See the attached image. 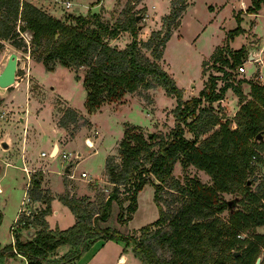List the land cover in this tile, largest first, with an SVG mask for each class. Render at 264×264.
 Returning a JSON list of instances; mask_svg holds the SVG:
<instances>
[{
  "label": "trees",
  "instance_id": "16d2710c",
  "mask_svg": "<svg viewBox=\"0 0 264 264\" xmlns=\"http://www.w3.org/2000/svg\"><path fill=\"white\" fill-rule=\"evenodd\" d=\"M98 2L96 0L95 4ZM261 6L264 0H251L246 13L256 14ZM183 10V7L172 10L163 19L165 32L154 31L146 41L139 42L134 17L112 25L97 13L86 16L67 13L59 19L23 0H0V39L14 40L16 33L11 29L13 23L19 21L22 25L17 32L28 35L29 45L33 51H38V61L46 72H52L56 65L85 68L81 78L78 75L73 78L81 81L85 91L83 107L87 114L104 103L121 100L140 87H161L175 99L174 126L165 137H159L152 144L142 134L134 132L137 127L124 130L117 148L120 163L113 165L110 158L105 160V177L112 189L97 209L86 196L75 197L66 191L57 197L73 215L72 226L63 230L48 228L44 216L48 213L49 198L39 189V177H33L29 197L45 206L34 214L31 211L32 219H19L11 232L13 244L0 247V264H6L17 254L24 258L25 264H70L97 240L123 243L140 264H255L259 252L257 244H263L264 248V236L254 235L253 241L240 234L264 224V179L253 190L247 187L248 176L254 164L261 162L259 152L264 149L263 139L254 140L257 134L264 133V86L257 81L249 82L250 98L245 100L240 86L247 83L246 80L233 83L231 74L247 56L246 51L243 47L230 50L226 45L216 49L211 57L217 64L215 71L221 76H208L197 97L182 100V89L159 66L158 60L170 36L167 26L176 23ZM240 20L236 15L235 21ZM120 32H127L131 41L117 49L107 40L117 38ZM241 32L242 28L237 25L228 31L227 39ZM23 44L25 48L24 39ZM12 45L18 46L17 43ZM142 48L149 51V56ZM218 80L223 83L217 89ZM228 89L237 98L238 109L232 120L220 122L211 104L222 100ZM203 101L208 106H201ZM67 114L74 120V111L68 110ZM185 132L192 138L187 139ZM204 134L207 136L199 140ZM176 162L204 172L211 184L206 186L192 178L182 185L172 175ZM71 167L72 164H68L65 172ZM145 175H151L158 183ZM145 184L153 187L157 219L142 226L138 237L103 227L112 202L118 207L116 221L119 224L131 219L137 207L136 195ZM163 187L167 188L166 194L174 198L170 204L175 203L165 212L157 204V193ZM234 192L241 193L242 197L228 205L221 195ZM124 200L127 205H123ZM234 205L238 209H233ZM225 210L227 218L224 220L218 214ZM165 223L166 228L162 230ZM30 227L34 228L33 235L22 240L19 231ZM64 245L68 247L64 254L50 258ZM157 248L167 250L169 256L160 258ZM258 264H264V258Z\"/></svg>",
  "mask_w": 264,
  "mask_h": 264
},
{
  "label": "rangeland",
  "instance_id": "374dc122",
  "mask_svg": "<svg viewBox=\"0 0 264 264\" xmlns=\"http://www.w3.org/2000/svg\"><path fill=\"white\" fill-rule=\"evenodd\" d=\"M25 1L35 5L38 3L40 7L37 8L47 14L52 13L59 19L67 13L82 16L97 13L108 25L115 22L125 23L129 18L141 15V19L134 21L136 27L142 26L140 30L136 29V39L139 42L146 41L154 31L165 32L167 28L163 19L170 15L172 10L183 7L184 10L176 22L178 24L174 22L175 25L170 23L167 26L170 36L165 43L163 55L158 60L159 66L168 73L176 86L182 89V100L197 97L208 76H221V73L215 71L217 64L211 61V57L216 49L226 45L230 50L243 47L246 51L247 56L240 64L244 67V71L239 72L237 67L231 74L233 83L246 80L247 83L240 86L245 100L250 98L249 82L257 81L264 86V6L260 7L256 15L247 14L246 9L251 6V0H99L98 4H95L96 0ZM66 1L70 3V7H65ZM236 15L241 19L239 23L235 21ZM21 25L19 21L13 23L11 31L16 33L14 40L0 39V72L8 56L10 54L16 56L14 82L10 86L0 88V142L5 134H9L7 142L11 145L9 150L0 146V184L3 188L0 194V247L9 243L11 236L9 229L15 220L14 214L18 211L26 182L23 172L13 167L18 166L17 155L23 154L21 150L25 138L23 130L27 129L28 137L35 135L34 152L36 153L39 151L47 153L48 149L50 152L51 141L55 138H58V142L62 145L69 142L64 147L60 144L61 149L54 159L46 156L31 161L34 167L31 168L33 171L29 175L28 189H33L31 179L39 177L41 181H45L42 189L47 198L48 194H52L51 181L54 192L61 191L60 180L65 185L71 184L73 195H79L76 188H79L80 183L83 182L79 180V173L83 171L93 180L89 183L85 182V186L92 191L90 196L94 208L97 209L112 189L111 184H104L107 181L105 160L110 158V163L113 165L120 163L117 148L124 130L135 126L137 129L134 132L142 134L153 144L159 137H165L174 126L172 110L175 107V99L167 95L161 87L148 89L140 87L133 93L125 94L121 100L104 103L98 110L86 114L82 104L85 91L81 81L73 78L74 75L81 78L85 68L68 69L56 65L52 72H46L38 61V51H33L30 45L24 48L23 39L27 40L28 35L17 32ZM237 25L242 28V32L228 40V31L233 30ZM130 41L131 36L127 32H120L117 38L107 40L110 46L117 49H122ZM12 43H17L18 46ZM142 52L149 56L148 50L142 48ZM249 55H252V58H249ZM259 73L262 75L261 80ZM222 83L218 80L216 88L218 89ZM201 106L206 107L208 103L203 101ZM211 107L220 122L232 120L238 109L237 98L228 90L227 95L225 93L222 100L213 102ZM68 110L75 112L74 120H70L67 116ZM234 127L235 125L232 124L231 128ZM147 133H150L151 137H147ZM184 136L187 139L192 138L188 132H185ZM205 136L207 134L201 135L199 140ZM85 139L90 140L92 145L90 148L85 144ZM62 152L69 154L64 160L61 159ZM77 153L80 154V159L73 158ZM259 157L261 162L254 164V169L248 176L250 184L247 187L250 190L264 179V149L259 152ZM68 164L73 166L68 172H64ZM45 165L49 180L41 172ZM69 171L73 178L67 177L66 173ZM172 175L182 185L192 178L206 186L211 184L204 172L190 165L182 167L179 162L174 164ZM145 176L153 183H158L151 175ZM166 190L167 188L163 187L157 193V204L164 212L168 207H172L171 205H175V203L170 204L173 202L171 201L173 197L168 196ZM64 192H60L57 196ZM153 193L150 184L142 187L136 195V210L125 224L116 221L118 207L112 202L110 215L102 226L115 229L123 235L138 237L140 228L152 223L158 217ZM121 197H124V194H121ZM234 197H242V194L234 192L221 195L225 201H231ZM123 205H127V201L124 200ZM237 207L234 205L233 209H238ZM218 216L225 220L227 210ZM165 228L166 223L161 229ZM31 229L34 230L33 227ZM240 235L242 238L247 237L254 241V235L264 236V224L249 228ZM257 246L259 249L257 257L260 262L264 258V248L263 244ZM65 249L66 247L63 248ZM156 252L162 259L169 256V252L164 249L157 248ZM130 257L127 264H140L136 257ZM21 263L16 258L9 262V264Z\"/></svg>",
  "mask_w": 264,
  "mask_h": 264
},
{
  "label": "crops",
  "instance_id": "0c3cea01",
  "mask_svg": "<svg viewBox=\"0 0 264 264\" xmlns=\"http://www.w3.org/2000/svg\"><path fill=\"white\" fill-rule=\"evenodd\" d=\"M26 2H28V1H26ZM29 3L33 4L31 2H29ZM33 5L36 7L37 6L40 7L38 5V3L36 5L35 4H33ZM256 14H252V15H256ZM49 15H51L55 18H58V16H55L52 13H50ZM258 59L260 60V58H258ZM259 79L260 80L262 79V75L260 73H259ZM228 90H230V89H228ZM227 91L225 92L226 95H227ZM24 133H25V138H23L24 139V146H23V149H21V150H23V154H19L20 156L17 155V161L16 162L18 163L17 164L18 166H13L16 169L20 170V172H23V168H25L28 171L27 174L25 172H23V174L25 175V178H26L25 179L26 182L23 186L22 199L19 202V206H18L17 210H19L20 208H23V206L26 204L25 208L30 209V211H32V214H34L35 212H38L39 210L43 209L45 205L42 204L38 200L31 199L29 197V194H28V186L30 184V182H28V179H30L29 175L33 171L31 168L34 167L31 165V161L33 162L35 160V158L36 159L44 158L46 156H48L50 159H54L57 156L58 151L61 149L60 148L61 143L58 142V138L57 139L55 138V140L51 141V144H50L51 150L53 149L54 146L56 147V151L54 152L53 157L50 156L51 150L49 152V149H48L47 153H45L44 151H39L38 153H36V152H34L35 151L34 147L36 144L35 143L36 139L34 138L35 135L28 137L27 129L23 130V135H24ZM8 137H9V134H8ZM87 140H89V139H87ZM68 143H65L64 145L61 144V145L64 147ZM10 146L11 145L9 144V147L7 148V150H9L11 148ZM42 152H44V155H41ZM44 163L47 165L46 162H44ZM75 163L73 165H75ZM46 165H45V167H43L41 172L44 173L45 178L47 180H49L50 178L48 176V170L46 169ZM6 166H8V164H6ZM21 167H23V168H21ZM64 172H65V170H64ZM81 172H83V171H81ZM79 180L83 181L82 183H80L79 188H76L77 189L76 191L78 192L79 195H77V194L73 195L74 192L72 190L73 188H71L72 187L71 184L66 183V185H65L64 183L61 182V180H60V183L62 185L61 191L54 192L53 187H52L53 183L50 180L51 181L50 184H51V193L52 194H48L49 195L48 196V198H49L48 213L44 216V220L47 223L49 229L57 228V229L63 230V229H66V228L72 226V224L74 223L73 215L70 213L68 208L66 206H64L57 198L58 197L57 195L60 192H62V191L64 192L67 190L69 195H73L75 197L83 196L85 194V196H87L89 198V201L93 202L92 196H90L92 191L87 189L85 186V182L89 183L93 180L88 178L87 174H86L85 178H79ZM44 183H45V181L40 180L39 189L44 188L43 187ZM104 184H109V183L106 181V183H104ZM0 189H1V192H0V194H1L3 192L2 191L3 188H2L1 184H0ZM43 190L44 189H42V191H41L42 194H44ZM16 216H17V211L15 212L13 219H16ZM29 219H32V218L30 217ZM14 221H13V224L10 226V228L14 225ZM16 225H15V227H17ZM33 232H34V230H32L31 227L28 230H20L19 231L20 238L22 240L29 239L33 235ZM9 233L11 236L9 238L8 244H13L14 240H13V235H12L10 229H9ZM64 247H66L65 250H63ZM67 250H68L67 246H65V245L60 246L59 248L56 249V251L54 252L53 255H50V258L59 257L62 254H64ZM130 256H133V254L131 253V249L129 247H124L123 243H121L119 241L97 240L90 246V248L86 252H84L82 254V256L79 259L73 261L70 264H127L129 258H131ZM14 258L19 259L22 262L21 264L26 263L24 258L22 256H20L19 254H17L15 257L9 258L7 260L6 264H9V262L11 260H13Z\"/></svg>",
  "mask_w": 264,
  "mask_h": 264
},
{
  "label": "water",
  "instance_id": "95a60500",
  "mask_svg": "<svg viewBox=\"0 0 264 264\" xmlns=\"http://www.w3.org/2000/svg\"><path fill=\"white\" fill-rule=\"evenodd\" d=\"M134 19L137 22L139 19H141V15H135ZM141 28H142L141 25L137 26V30H140ZM249 58H252V55H249ZM15 60H16V56L14 54H10L3 70L0 72V87L1 88L10 86L14 82ZM7 137L8 135L5 134L2 141L0 142V146L5 149L9 147V143L7 142ZM147 137H151V134L147 133ZM262 139H263V135L257 134L254 140L261 141ZM55 151H56V147L54 146L50 152V156L54 154ZM238 199L239 197H234L231 201H227V203L228 205H230L233 201H237ZM237 254H239V251L233 253L234 256H236ZM259 260H260L259 258H256L255 264H258Z\"/></svg>",
  "mask_w": 264,
  "mask_h": 264
},
{
  "label": "built area",
  "instance_id": "2783aa9c",
  "mask_svg": "<svg viewBox=\"0 0 264 264\" xmlns=\"http://www.w3.org/2000/svg\"><path fill=\"white\" fill-rule=\"evenodd\" d=\"M65 4V7H69L70 6V3L69 2H65L64 3ZM24 41H25V43H26V46H27V48L29 47V37H28V39L26 40V39H24ZM238 71L239 72H243L244 71V67L242 66V65H239L238 66ZM85 141V144L87 145V147H91L92 145H90V142H89V140H87V139H85L84 140ZM41 155H44V152H42L41 153ZM69 156V154H66V153H64V152H62L61 153V159L62 160H64V159H66L67 157ZM73 158L74 159H79L80 158V154L79 153H77V154H74L73 155ZM71 169V168H70ZM69 169V170H70ZM23 172H25L26 174L28 173V171L25 169V168H23ZM67 174V177H69V178H73V175H72V173L69 171V173H66ZM86 177V173H84V172H80L79 173V178H85ZM29 180L30 179H28V182H29ZM21 215H23L24 217H31V211H30V209H23V208H20L18 211H17V216H16V219H15V221H14V225L10 228V231L12 232L13 231V229L15 228V225L17 224V222L19 221V219H20V216Z\"/></svg>",
  "mask_w": 264,
  "mask_h": 264
},
{
  "label": "bare ground",
  "instance_id": "6f19581e",
  "mask_svg": "<svg viewBox=\"0 0 264 264\" xmlns=\"http://www.w3.org/2000/svg\"><path fill=\"white\" fill-rule=\"evenodd\" d=\"M9 56H10V55H9ZM9 56H8V57H9ZM7 59H8V58H7ZM0 88H1V87H0Z\"/></svg>",
  "mask_w": 264,
  "mask_h": 264
}]
</instances>
